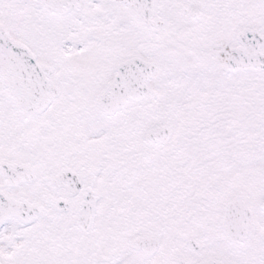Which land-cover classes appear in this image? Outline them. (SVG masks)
<instances>
[{"label":"snow or ice","instance_id":"obj_1","mask_svg":"<svg viewBox=\"0 0 264 264\" xmlns=\"http://www.w3.org/2000/svg\"><path fill=\"white\" fill-rule=\"evenodd\" d=\"M0 264H264V0H0Z\"/></svg>","mask_w":264,"mask_h":264}]
</instances>
